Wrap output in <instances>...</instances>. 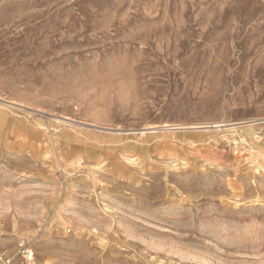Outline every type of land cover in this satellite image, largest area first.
Returning <instances> with one entry per match:
<instances>
[{
  "label": "rangeland",
  "instance_id": "rangeland-1",
  "mask_svg": "<svg viewBox=\"0 0 264 264\" xmlns=\"http://www.w3.org/2000/svg\"><path fill=\"white\" fill-rule=\"evenodd\" d=\"M0 253L264 264V0H0Z\"/></svg>",
  "mask_w": 264,
  "mask_h": 264
},
{
  "label": "built area",
  "instance_id": "built-area-1",
  "mask_svg": "<svg viewBox=\"0 0 264 264\" xmlns=\"http://www.w3.org/2000/svg\"><path fill=\"white\" fill-rule=\"evenodd\" d=\"M0 264H13V259L4 253H0Z\"/></svg>",
  "mask_w": 264,
  "mask_h": 264
}]
</instances>
